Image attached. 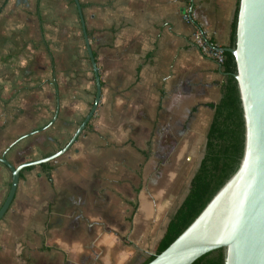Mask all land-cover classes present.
<instances>
[{
  "label": "crops",
  "instance_id": "obj_1",
  "mask_svg": "<svg viewBox=\"0 0 264 264\" xmlns=\"http://www.w3.org/2000/svg\"><path fill=\"white\" fill-rule=\"evenodd\" d=\"M78 2L95 55L100 100L89 126L50 170L33 166L21 173L0 220V264L144 263L161 237L151 248L157 227L153 231L151 218L144 216L148 196L135 182H150L158 165V171L168 168L161 183L169 170L175 173L177 158L169 165L158 162L166 151L186 148L185 142L196 148V137L206 135L211 121L209 105L221 95V65L193 33L201 29L211 45L227 47L238 0ZM3 21L1 134L7 138L3 114L9 111L10 117L23 111L19 119L32 120L30 113L40 110L35 121L46 125L56 107L54 82L57 118L28 137L42 141L62 122L71 133L72 122L83 119L94 95L73 0H0ZM17 90L23 96H15ZM8 173L0 165V200ZM156 193L161 194L158 187ZM112 197L122 198L125 206Z\"/></svg>",
  "mask_w": 264,
  "mask_h": 264
},
{
  "label": "water",
  "instance_id": "obj_2",
  "mask_svg": "<svg viewBox=\"0 0 264 264\" xmlns=\"http://www.w3.org/2000/svg\"><path fill=\"white\" fill-rule=\"evenodd\" d=\"M73 2L93 75V101L62 147L45 157L14 165L6 157L8 151L24 138L49 128L57 118L58 88L54 82L56 107L52 119L43 127L15 139L0 155V164L10 174L9 188L0 205V220L13 201L20 172L66 153L97 109L101 94L98 69L80 4L78 0ZM237 6L234 46L215 47L207 41L206 45L215 51L229 52L234 58L236 71L233 77L244 125L239 164L198 216L146 264H192L203 254L216 249H222L223 264H264V0H238Z\"/></svg>",
  "mask_w": 264,
  "mask_h": 264
},
{
  "label": "trees",
  "instance_id": "obj_3",
  "mask_svg": "<svg viewBox=\"0 0 264 264\" xmlns=\"http://www.w3.org/2000/svg\"><path fill=\"white\" fill-rule=\"evenodd\" d=\"M237 8L236 5L230 22L228 47H233L235 44ZM93 56L95 58L94 54ZM221 57L223 73L220 83L221 95L217 103L209 105L213 113L205 135L203 156L190 179L188 192L169 218L163 235L154 248V253L142 264L150 262L162 252L198 216L239 164L243 150L244 125L238 88L233 77L236 67L231 53L221 52ZM88 126L89 124L86 125V127ZM50 163L38 166L48 171ZM32 167H27L24 170H29ZM24 170L20 172V177ZM192 264H223L222 249L205 253Z\"/></svg>",
  "mask_w": 264,
  "mask_h": 264
},
{
  "label": "rangeland",
  "instance_id": "obj_4",
  "mask_svg": "<svg viewBox=\"0 0 264 264\" xmlns=\"http://www.w3.org/2000/svg\"><path fill=\"white\" fill-rule=\"evenodd\" d=\"M27 8L29 9L28 5H27ZM3 25H5V21H3V24L0 23V26H3ZM11 33H14V30H11ZM1 89H2V87L0 86V90ZM14 90H16V89L13 88V91ZM18 92L19 93H17L15 96L18 97L21 94H22L21 96H23V94H24L23 92H21L20 90ZM5 99L8 100V98H5ZM91 103L92 102L90 99L89 103H87V107H86L87 111L89 110ZM15 106H16V103L12 102V107H15ZM17 112H18V110H17ZM39 112H40V110L32 111V113H30V117L33 118L32 120H29L27 117L25 118V115H22V119H19V115L25 113L23 111H19L13 117H10V114L12 113V111L7 112L6 115L4 112H2V114L4 113L3 116L6 119L5 121H7V125H3L4 127H6L5 129L7 131V133H6L7 138H4V136L0 132V155L6 149V147L11 142H13L15 139H17L18 137L24 135L25 133H27L29 131H33L34 129H37V128L41 127L43 124H45V121H42V120H40L39 122L35 121L36 117H38ZM27 114L28 113H26V116H27ZM81 120H82V116L80 118H75V122H72V124L69 128L71 130V133L68 132V126H67L66 122H62L54 130L55 132L53 133V135L51 134L50 136L46 137L42 141L38 142V139H40V138H38V139L34 138V140H33L30 137H28L26 139H23L22 141H20L18 144H16L13 148H11L8 151L6 157L8 158V160L12 164L17 165V164H20V163L25 162V161H32V160L39 159L41 156H43L45 154L52 153V152L56 151L57 149H59L60 147H62L68 141V139L71 137L72 133L75 131L76 127L78 126V124L80 123ZM30 121H31V123H30ZM21 122H22V125H24V126H23V129L21 131H18L17 127L19 126V124ZM89 123H90V121H89ZM3 126H2V129H4ZM13 130H14V132H11ZM84 131H85V129L81 132V134ZM184 138L188 139V136L184 137ZM195 142H196V148H193V149H188L187 146L188 145H195V144L185 142L184 145L186 146V148H184V149L166 151L165 156H163L164 160L159 161L158 164L165 162V164L169 165L171 161H172V163L175 162V158H177V161H176L177 164H176L175 173L171 174L170 170H169L168 174H167V179H165L164 182L161 183V181L164 180V178H165V174L167 173L168 168H165L166 166H163L164 168L162 167L161 170L158 171V169L160 168L161 165H158L156 168L155 167L152 168V171H151L150 176H149L150 182H148V179L146 181H142L140 179V181L135 182V188L138 186L144 187V189H145L144 192L148 196V197H145V200H144L145 205H146L144 216L145 217L149 216L151 218V221H152L151 223H152V225H154L153 231H154V228L157 227L156 232H155L154 236H152V239H151V248H153L155 239L158 237L160 238L162 236L161 234H163L164 227L167 224L169 218L172 216V214L174 213V211L176 210V208L178 207V205L180 204V202L182 201V199L186 195L188 187H189L190 179L193 176V174L195 173L197 166L200 162V159L203 156L204 144H205L204 133L199 134L196 137ZM162 152L163 151H160V154ZM61 157H63V156H61ZM155 172H160V173H157L155 175L154 174ZM175 175H177V176H175ZM174 178L176 180L172 186L169 183V181H172ZM9 182H10V174L8 173L7 174V180L5 183V192H3L4 196H3V199L0 200V205H1L2 201L4 200L6 194H7V191L9 188ZM148 185H149V188L147 189ZM157 187H158V189H160L161 194H158V193L154 194L155 189ZM149 189H151V191H152L151 193L153 195H151V193L148 191ZM166 189L169 193L172 194L171 196L165 195ZM163 195H165V196H163ZM103 199H104V201H106L107 197L104 196ZM113 200H115V202L120 201L124 205L122 198L114 197ZM134 200H136V199H134ZM163 208H165V209L161 210ZM131 210H132V208H131ZM131 210L128 212V214H130ZM153 210H155V212H153ZM155 219H157V220H155ZM156 223H157V226H156Z\"/></svg>",
  "mask_w": 264,
  "mask_h": 264
},
{
  "label": "built area",
  "instance_id": "obj_5",
  "mask_svg": "<svg viewBox=\"0 0 264 264\" xmlns=\"http://www.w3.org/2000/svg\"><path fill=\"white\" fill-rule=\"evenodd\" d=\"M183 18L185 20H188V15L185 13L183 15ZM193 38L198 44H200L202 46L206 45L207 39L204 37V34L202 33L201 29H197L196 31H194ZM208 51H209V53H211L215 57L217 62L221 65V63H222L221 52L215 51V50H211V49L208 50Z\"/></svg>",
  "mask_w": 264,
  "mask_h": 264
}]
</instances>
